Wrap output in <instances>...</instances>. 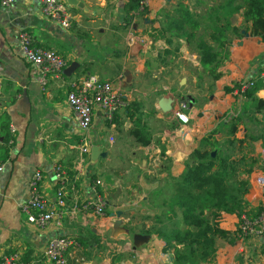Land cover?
I'll use <instances>...</instances> for the list:
<instances>
[{"label":"crops","instance_id":"0c3cea01","mask_svg":"<svg viewBox=\"0 0 264 264\" xmlns=\"http://www.w3.org/2000/svg\"><path fill=\"white\" fill-rule=\"evenodd\" d=\"M79 1L85 9L68 5L72 26L65 29L45 19L38 0H17L8 7L0 0V115L7 112L15 129L0 172V260L17 254L25 263L52 264L46 258L48 243L68 237L76 246L66 264H170L172 254L164 253V244L141 233L149 227L145 217L157 212L151 206L155 192L171 189L172 178L183 174L192 152L203 148V138L216 126L235 125L234 138L244 141L252 163L246 199L250 207H264V190L257 184L264 174V109L256 112L251 105V113L240 116L247 89L264 100V43L249 31L244 10L235 14L231 28L241 37L228 33L233 43L213 84L199 54L185 39L165 34L164 27L182 10L205 14L219 0H151L144 13L133 10L132 0ZM23 32L36 48L67 61L63 80L41 83V70L21 55ZM88 76L110 82L127 102L141 106L148 146L131 135L137 115L132 120L125 109L111 123L96 107L90 130L79 129L67 95L72 83ZM236 84L240 90L224 93L223 87ZM177 112L188 122L179 121ZM86 145L90 153L82 155ZM93 147L105 150L96 161ZM58 168L66 173L69 206L94 200L92 184L102 181L103 216L81 210L64 216L61 226L40 229L28 223L22 207L30 198L31 177L42 173V194L55 203L63 186ZM221 228L231 236L217 241L214 264H264V239L242 237L236 215H224ZM88 231L100 241L82 247L78 240L89 237Z\"/></svg>","mask_w":264,"mask_h":264},{"label":"trees","instance_id":"16d2710c","mask_svg":"<svg viewBox=\"0 0 264 264\" xmlns=\"http://www.w3.org/2000/svg\"><path fill=\"white\" fill-rule=\"evenodd\" d=\"M132 3L134 11L146 12V9L141 10L139 0ZM241 10H244V21L250 24L251 34L264 43V0H219L216 7L201 15L182 10L178 18L164 27V33L185 39L199 54L202 66L215 84L221 78L218 70L228 58L233 43L228 33L241 37L239 29L231 28V19ZM236 89H241L239 84L223 87L226 94ZM255 94V89L245 91L247 102L240 116L251 113V105L256 112L264 109V100L256 98ZM127 103L125 110L130 112L132 120L137 115L130 133L138 144L148 146L151 140L141 122V106L136 102ZM10 127L11 120L5 112L0 115V164L9 159L13 145L10 144ZM235 132L233 124L216 126L203 138V148L192 152L183 174L172 178L171 189L155 192L151 206L157 212L145 217L150 223L141 233L164 244V253L172 254L170 264H214L217 241L231 236L221 228L223 216L236 215L241 222L243 215L257 217L264 212L263 206L250 207L246 199L250 190L246 177L252 163L243 152L244 141L234 138ZM98 192L104 198L101 187ZM106 207L105 204V211ZM87 236L85 240H78L82 247L90 246L91 241H100L90 231Z\"/></svg>","mask_w":264,"mask_h":264},{"label":"built area","instance_id":"2783aa9c","mask_svg":"<svg viewBox=\"0 0 264 264\" xmlns=\"http://www.w3.org/2000/svg\"><path fill=\"white\" fill-rule=\"evenodd\" d=\"M17 0H2L1 5L8 7ZM41 4L42 13L45 19L60 25L62 28L69 29L72 26V15L70 7L65 0H38ZM141 10L146 9L151 0H139ZM20 50L23 58L42 72L41 83L44 85L47 78L63 80L67 61L57 52L36 48L32 36L23 32L19 36ZM252 85V84H251ZM2 80L0 79V95ZM67 102L75 112L79 129L87 133L93 123L94 110L100 107L106 113L107 120L112 122L115 114L125 109L127 101L114 90L110 82L102 81L96 76H88L70 85ZM176 117L182 123H187L188 119L182 112H177ZM14 143L15 129L10 127ZM2 143L0 138V144ZM82 155L90 153V148L86 145L80 148ZM105 150L100 148V153ZM4 169V164H0V172ZM59 182L63 186L57 190L56 202L51 203L45 199L41 191L43 176L41 172H36L30 180V198L26 205L22 207V212L27 218L28 223L40 229H45L50 224L61 226L64 216L70 213L76 214L79 211L93 213L96 216L105 214V200L99 194L98 188L103 185L101 180L96 181L92 191L94 200L82 203L81 205L69 206L66 200V173L58 168ZM257 184L264 190V174L258 176ZM239 233L242 237H261L264 239V212L257 217L243 215L239 222ZM74 240L68 237H58L51 239L46 250V258L52 264H66L68 251L75 247ZM84 259L80 258L79 262ZM0 264H29L21 260L17 254L5 255L0 260Z\"/></svg>","mask_w":264,"mask_h":264},{"label":"water","instance_id":"95a60500","mask_svg":"<svg viewBox=\"0 0 264 264\" xmlns=\"http://www.w3.org/2000/svg\"><path fill=\"white\" fill-rule=\"evenodd\" d=\"M66 3L70 6V7H77L80 9H85L83 3L79 0H65ZM71 70V67L68 69ZM100 148L99 147H93L92 151H91V159L96 161L99 159V157H103V155H100Z\"/></svg>","mask_w":264,"mask_h":264},{"label":"rangeland","instance_id":"374dc122","mask_svg":"<svg viewBox=\"0 0 264 264\" xmlns=\"http://www.w3.org/2000/svg\"><path fill=\"white\" fill-rule=\"evenodd\" d=\"M260 176V175H259ZM171 261H172V259H171Z\"/></svg>","mask_w":264,"mask_h":264}]
</instances>
